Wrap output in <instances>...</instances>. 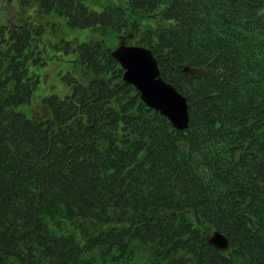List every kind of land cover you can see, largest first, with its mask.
<instances>
[{
	"label": "trees",
	"instance_id": "1",
	"mask_svg": "<svg viewBox=\"0 0 264 264\" xmlns=\"http://www.w3.org/2000/svg\"><path fill=\"white\" fill-rule=\"evenodd\" d=\"M18 2L35 17L0 24V264H264V0ZM122 43L151 50L187 130L124 81ZM48 47L71 91L32 120Z\"/></svg>",
	"mask_w": 264,
	"mask_h": 264
},
{
	"label": "water",
	"instance_id": "2",
	"mask_svg": "<svg viewBox=\"0 0 264 264\" xmlns=\"http://www.w3.org/2000/svg\"><path fill=\"white\" fill-rule=\"evenodd\" d=\"M112 56L124 70V81L137 90L148 108L168 119L174 129L187 130V100L161 78L157 60L150 49L122 44L114 50ZM210 243L220 251H226L229 247L226 237L218 232L210 238Z\"/></svg>",
	"mask_w": 264,
	"mask_h": 264
},
{
	"label": "rangeland",
	"instance_id": "3",
	"mask_svg": "<svg viewBox=\"0 0 264 264\" xmlns=\"http://www.w3.org/2000/svg\"><path fill=\"white\" fill-rule=\"evenodd\" d=\"M30 15L35 17L34 12L20 7L18 0H0V24H15L19 17H28ZM49 48L48 52L46 51L45 53H49L51 57L48 58L46 65L32 68V72L39 77V85L33 92L31 103L28 106H24L21 110L32 120H40L50 114L44 104L46 97L58 96L63 98L71 91L64 80V76L73 71L71 59L58 53V51H50ZM75 77L83 80L81 75L76 74Z\"/></svg>",
	"mask_w": 264,
	"mask_h": 264
}]
</instances>
